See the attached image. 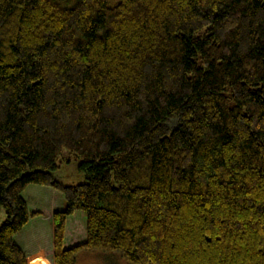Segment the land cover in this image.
I'll list each match as a JSON object with an SVG mask.
<instances>
[{"label":"trees","instance_id":"16d2710c","mask_svg":"<svg viewBox=\"0 0 264 264\" xmlns=\"http://www.w3.org/2000/svg\"><path fill=\"white\" fill-rule=\"evenodd\" d=\"M29 185L52 264H264V0H0V264Z\"/></svg>","mask_w":264,"mask_h":264},{"label":"rangeland","instance_id":"374dc122","mask_svg":"<svg viewBox=\"0 0 264 264\" xmlns=\"http://www.w3.org/2000/svg\"><path fill=\"white\" fill-rule=\"evenodd\" d=\"M64 156L68 155L67 150H64ZM78 161L70 158L59 164V168L55 171V177L65 184H75L83 181L82 173L77 169ZM38 185H29L24 191L23 196L26 198L30 207L35 203L47 207L49 214L44 217H39L30 220L19 233L15 235L16 242L23 247L28 253V263L30 261H42L45 264H52L53 242H52V222L51 213L57 208L64 206L61 203V192H56L54 189H44L37 187ZM37 199V200H36ZM74 215L70 216L69 223L74 221ZM5 219L4 210L0 211V224ZM83 225V224H82ZM83 227L80 225L77 229L68 231L67 241L74 242L83 237ZM78 264H126V261L119 257L116 252L102 251H82L78 257Z\"/></svg>","mask_w":264,"mask_h":264}]
</instances>
